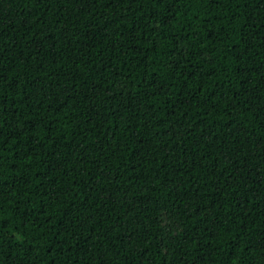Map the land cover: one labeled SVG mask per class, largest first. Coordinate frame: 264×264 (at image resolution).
I'll list each match as a JSON object with an SVG mask.
<instances>
[{
    "label": "trees",
    "instance_id": "obj_1",
    "mask_svg": "<svg viewBox=\"0 0 264 264\" xmlns=\"http://www.w3.org/2000/svg\"><path fill=\"white\" fill-rule=\"evenodd\" d=\"M0 264H264V0H0Z\"/></svg>",
    "mask_w": 264,
    "mask_h": 264
}]
</instances>
